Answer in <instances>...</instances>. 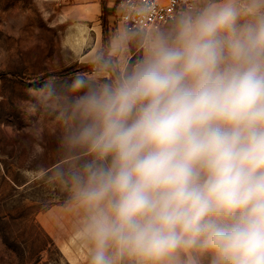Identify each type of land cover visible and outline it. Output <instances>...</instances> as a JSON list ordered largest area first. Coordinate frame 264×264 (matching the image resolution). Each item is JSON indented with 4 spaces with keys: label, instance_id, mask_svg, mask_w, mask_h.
<instances>
[{
    "label": "clouds",
    "instance_id": "obj_1",
    "mask_svg": "<svg viewBox=\"0 0 264 264\" xmlns=\"http://www.w3.org/2000/svg\"><path fill=\"white\" fill-rule=\"evenodd\" d=\"M162 3L168 23L146 27ZM119 13L107 56L23 107L55 140L39 177L65 194L85 264H264V0Z\"/></svg>",
    "mask_w": 264,
    "mask_h": 264
},
{
    "label": "rangeland",
    "instance_id": "obj_2",
    "mask_svg": "<svg viewBox=\"0 0 264 264\" xmlns=\"http://www.w3.org/2000/svg\"><path fill=\"white\" fill-rule=\"evenodd\" d=\"M116 3L109 0L108 14L103 0H0V264H85L73 217L60 207L65 194L39 177L55 140L46 127L42 140L32 134L44 124L23 107L30 89L84 70L96 50L107 56L120 23ZM126 55L140 50L130 43Z\"/></svg>",
    "mask_w": 264,
    "mask_h": 264
},
{
    "label": "built area",
    "instance_id": "obj_3",
    "mask_svg": "<svg viewBox=\"0 0 264 264\" xmlns=\"http://www.w3.org/2000/svg\"><path fill=\"white\" fill-rule=\"evenodd\" d=\"M116 8H117V17H118V22H120V13H119V0H117L116 3ZM172 9L165 7V4L162 3L160 10L153 16L147 18L146 21H144L146 27H159L166 25L169 21V18L171 16ZM124 19H128V17H125Z\"/></svg>",
    "mask_w": 264,
    "mask_h": 264
},
{
    "label": "trees",
    "instance_id": "obj_4",
    "mask_svg": "<svg viewBox=\"0 0 264 264\" xmlns=\"http://www.w3.org/2000/svg\"><path fill=\"white\" fill-rule=\"evenodd\" d=\"M103 4H104V10L107 11V13L109 14V12H108L109 0H103Z\"/></svg>",
    "mask_w": 264,
    "mask_h": 264
}]
</instances>
